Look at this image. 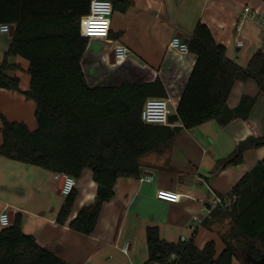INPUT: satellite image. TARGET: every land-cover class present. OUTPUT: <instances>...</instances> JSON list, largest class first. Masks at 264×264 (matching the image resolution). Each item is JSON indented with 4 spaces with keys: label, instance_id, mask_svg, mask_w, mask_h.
Masks as SVG:
<instances>
[{
    "label": "crops",
    "instance_id": "1",
    "mask_svg": "<svg viewBox=\"0 0 264 264\" xmlns=\"http://www.w3.org/2000/svg\"><path fill=\"white\" fill-rule=\"evenodd\" d=\"M126 1L125 7L121 0H116L106 32L99 24L89 25L84 16L80 19L90 33L86 36L87 46L81 59L85 81L90 87H115L127 82L142 85L158 80L165 90L164 98L171 105V115H174L196 57L190 52L179 54L172 50L169 44L173 38L189 42L195 26L204 24L214 41L225 47L226 57L242 68L255 52L264 51V27L258 23L264 15L261 0ZM244 8L254 13L236 31L239 14ZM82 29L80 27V31ZM236 40L242 46L237 47ZM10 43L9 33L0 32V64ZM117 45L127 49V57L121 62L113 53ZM7 62L17 68L8 75L17 77L19 84L17 90L0 88V145L3 121L25 124L30 131L36 129V104L26 95L30 88L29 62L18 55L10 56ZM244 98L254 100L246 119L235 118L227 124L210 120L191 129H184L179 122L170 125L172 128L181 126V130H173L175 136L169 144L139 160L138 176L116 181L114 196L103 205L95 231L90 235L73 231L68 226L77 212L96 198L97 186L89 169L76 180L77 197L64 225L56 223L62 205L50 217L46 210L53 203L43 200L35 202L36 210L6 204L7 208L1 211L11 213L13 220L15 214H20L21 230L67 264H144L147 261V227H157L160 238L169 243L192 237L199 249L213 242L217 255L227 246L241 251L250 240L234 228L230 211L215 210L210 218H205L202 201L229 195L237 182L264 159L262 146L246 151L241 165L221 170L216 167L218 160L227 157L246 140L264 137V94L259 93L251 80L237 82L227 98L228 109H236ZM34 167L43 169L0 156L4 182L10 184L9 178L13 177L14 184H18L16 179L22 171L28 176L32 174L33 179L28 181L36 188L41 185L58 196L54 173L43 169L52 176L44 185L43 180L36 179L38 172ZM147 175L152 176L153 181L141 183L139 179ZM160 190L178 193L181 198L176 203L161 200L157 197ZM193 217L200 221L194 222ZM253 245L264 254V240H256ZM125 246L126 253L123 252ZM232 264L246 263L238 254Z\"/></svg>",
    "mask_w": 264,
    "mask_h": 264
},
{
    "label": "trees",
    "instance_id": "2",
    "mask_svg": "<svg viewBox=\"0 0 264 264\" xmlns=\"http://www.w3.org/2000/svg\"><path fill=\"white\" fill-rule=\"evenodd\" d=\"M114 7L116 0H109ZM125 6L127 1L121 0ZM264 2V0H261ZM91 0H0V24L13 26L11 43L0 64V88L17 90L19 80L8 72L12 55L29 62L28 98L36 104V129L3 121L0 156L79 179L85 169L92 172L96 198L69 221L71 230L83 235L95 231L101 209L114 196L118 179L138 176L139 160L169 144L179 122L184 129L210 120L223 124L246 119L253 99L244 98L234 110L226 102L235 83L253 81L264 94V51L258 50L242 68L229 60L225 47L217 44L209 28L195 26L188 50L195 65L169 125L145 124L140 111L149 98H164L160 81L115 87H90L81 59L87 38L80 33V19L89 12ZM126 7V6H125ZM264 146V137L246 140L231 154L216 162L217 170L243 163L249 149ZM235 196L230 211L232 224L250 240L243 250L225 247L219 255L215 244L202 249L194 238L169 243L157 227L145 232L147 261L144 264H232L238 254L246 264H264V254L253 245L264 240V159L245 174L228 193ZM77 191L65 197L56 223L71 216ZM174 258L172 259V256ZM0 264H67L41 247L21 230V216L0 230Z\"/></svg>",
    "mask_w": 264,
    "mask_h": 264
},
{
    "label": "built area",
    "instance_id": "3",
    "mask_svg": "<svg viewBox=\"0 0 264 264\" xmlns=\"http://www.w3.org/2000/svg\"><path fill=\"white\" fill-rule=\"evenodd\" d=\"M113 12L112 3L109 0H91L89 5V12L83 18L86 19V22L91 24H99L103 26L105 32L108 30L107 23L110 19ZM254 12H252L249 8H244L243 12L239 14V20L237 22L236 31L240 30L245 19L251 17ZM81 21V20H80ZM258 23L261 27H264V15L261 16L258 20ZM80 27L84 28L80 33L86 37L90 33L85 30V27L82 23H80ZM10 26L8 24H0V32L1 33H9ZM237 47L242 46V43L239 40H236ZM169 47L178 52L179 54H187L189 52L187 43H184L179 38H173L169 44ZM114 57L117 61L121 62L127 57V49L122 45H117L113 49ZM171 115V111L169 109L168 101L165 98H149L145 101L141 111H140V119L145 124L150 125H159V126H167L169 125V116ZM53 179L55 182H59L62 179V184L60 187V194L64 197L69 196L72 191L76 187V180L70 176L60 173H54ZM141 183L144 182H152V176H143L139 179ZM161 200L176 203L179 202L181 195L175 194L166 190L158 191V196ZM235 202L234 195L227 196H214L212 199H207L202 201V213L205 218H210L211 214L215 210H227L230 209L231 206ZM193 221H200L198 217H193ZM11 225L10 215L7 210H3L0 212V227L5 228ZM181 242H187L188 240L185 238L180 239ZM123 252H127V246L123 248ZM174 255L172 256V259Z\"/></svg>",
    "mask_w": 264,
    "mask_h": 264
},
{
    "label": "rangeland",
    "instance_id": "4",
    "mask_svg": "<svg viewBox=\"0 0 264 264\" xmlns=\"http://www.w3.org/2000/svg\"><path fill=\"white\" fill-rule=\"evenodd\" d=\"M169 109L172 112L171 105H169ZM12 164H18V163H12ZM18 166L24 167V165H20V164H18ZM34 168L38 172V175H36V179L43 180L44 185L51 180L52 176L49 175L47 171H44L43 169H39L36 167ZM39 172H41V175L39 174ZM17 179H19L20 181L18 182ZM17 179H16V183L18 184H14L15 178L13 177L9 178L10 184L4 182L5 180L4 171L0 170V211L5 207L7 208V206H5L6 204L15 205L19 208L29 207L33 210H36L37 207L35 206V202L37 200H43L46 202L53 203V205H51L46 210V215L52 217L55 209L58 210L60 208V205L63 204L65 199L64 196L62 195L57 196L55 191L42 188L41 185H38L39 188L38 187L36 188V186H34L32 182L28 181V179H33L32 174L28 176V173H23L22 171H20V177ZM32 194L34 196L30 198L29 196ZM10 211H13L15 213L18 212L15 208H10ZM25 218L26 217H24L23 215L22 217V219H24L23 221L26 220ZM1 229L2 227H0V230Z\"/></svg>",
    "mask_w": 264,
    "mask_h": 264
},
{
    "label": "water",
    "instance_id": "5",
    "mask_svg": "<svg viewBox=\"0 0 264 264\" xmlns=\"http://www.w3.org/2000/svg\"><path fill=\"white\" fill-rule=\"evenodd\" d=\"M13 31H14L13 26H10V29H9V36H12ZM179 37L181 38V36H179ZM183 42H184V43H188V40H184ZM173 130H174V131H179V130H181V126H175V127L173 128ZM61 184H62V179H61V180L58 182V184H57V194H58V195H61V194H60V187H61ZM9 215H10V220H11V223H12V222H13L12 214L9 213Z\"/></svg>",
    "mask_w": 264,
    "mask_h": 264
}]
</instances>
